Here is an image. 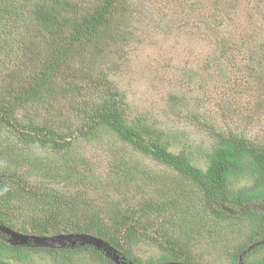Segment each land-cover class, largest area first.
Masks as SVG:
<instances>
[{"label": "rangeland", "instance_id": "374dc122", "mask_svg": "<svg viewBox=\"0 0 264 264\" xmlns=\"http://www.w3.org/2000/svg\"><path fill=\"white\" fill-rule=\"evenodd\" d=\"M126 1L129 18L124 21L122 14H117L119 21L114 29L104 28L91 43L93 54H87L84 59L85 72L74 70L81 67L75 60L72 69L67 67L53 79V92L47 102L21 108L15 117L20 124H40L60 130L62 135L70 134L67 142L71 148L66 160L70 159L82 176L77 181L73 178L71 184L63 177L50 179L29 160L19 163L16 171L21 178L14 179H18L25 191L44 188L66 195L80 193L78 213H95L107 223L111 222L107 220L113 206L135 208L146 200L174 202L176 199L174 206L179 213L172 217L169 226L190 245L194 263L231 264L232 252L247 242L245 231L241 234L236 231L242 227L230 220L212 224L210 214L201 215L204 210L193 193L194 187H191L193 192L187 189L186 195H175V170L122 142L106 125L96 127L86 136L78 135L76 130L83 125V118L70 102L78 98L97 100L100 94L115 97L118 90L120 108L129 118H142L162 131L170 150L185 152L201 167L206 162L203 152L213 145L217 134L230 133L264 141V0ZM13 2L24 5L17 7L23 16L15 18L12 25L0 24V34L9 42L3 45L4 53L0 57V85L7 79L10 65L13 69L11 61L18 57L15 54H23L25 50L28 57L34 58L35 51L45 43L35 24L27 20L28 26L25 25L27 9L33 0ZM9 54L13 56L9 58ZM42 57H45L43 51ZM17 66L15 71L19 69ZM102 76L110 82L103 81ZM92 79L99 81L91 82ZM76 85L83 87L77 91L80 97L66 98L64 94L74 92ZM11 132L10 126L0 129V173L10 179L14 170L4 162V148L14 142L9 138L15 135ZM35 150L34 154L42 157L47 167L65 165L59 159L60 153L51 154L50 148ZM12 151L20 154L19 158L30 155L26 149L14 147ZM78 188H82L79 193ZM24 196L18 202L21 207L14 208L12 203L8 209L16 219L12 229L26 237L2 232L10 244L33 246L32 238L37 235L31 232L29 221L36 215L34 202L29 201V193L24 192ZM64 197L69 201V197ZM69 207L63 210L62 222L69 216L79 217L76 213L71 215ZM163 214L155 215V221L166 218ZM22 227L24 231H17ZM157 227L153 226L152 230ZM124 231L123 226L120 233ZM55 239L52 242L56 247L66 248L82 242L90 244L94 236L63 232L61 227ZM250 244L245 247L250 259L264 255V248L256 250L258 242ZM96 247L103 250V246ZM131 250L138 263L124 262L112 249L109 253L117 255L122 264H172L157 260L161 251L149 240L136 243ZM27 252L29 257L23 262L16 261L18 264H91L74 254L69 257L64 251ZM245 257L246 253L238 255L239 264H243ZM16 262L9 260L7 264Z\"/></svg>", "mask_w": 264, "mask_h": 264}, {"label": "trees", "instance_id": "16d2710c", "mask_svg": "<svg viewBox=\"0 0 264 264\" xmlns=\"http://www.w3.org/2000/svg\"><path fill=\"white\" fill-rule=\"evenodd\" d=\"M13 1L0 0V24L3 27L14 24L15 18L23 16L21 10L17 12V7L20 9L23 4H15ZM127 4L126 0H33L30 9H27L29 14L25 25L27 20L35 24V30L42 34L45 43L35 51L34 58L28 57L25 50L23 54L20 52L15 54L18 57L11 61V64L14 63L13 69L11 65L7 69L9 78L7 77L1 83L2 86L0 85V129L10 126L11 133L15 134L14 137H11L12 135L9 137L14 139V145L8 144L4 148L6 150L4 162L12 166L14 172L11 175L12 179L0 173V226L12 229L16 225V219L8 208L12 203L15 205L14 208L21 207L18 202L23 201L25 192L30 194L29 201L31 199L34 202L36 215L29 221L30 230L34 235H57L61 232V227L63 232L88 234L100 239L127 263H138L131 255V248L146 239L161 251L157 259L160 263L195 264L189 251L190 245L172 232L169 226L172 217L179 213L174 206L176 199L174 202L169 199L160 202L146 200L135 208L113 206L114 211L107 220L111 219V222L107 223L95 213H78L79 196H82L79 192L82 188L76 190L79 194L73 195L44 188L38 190L28 188L32 191L28 189L25 191L18 179H14L21 178L18 175L19 171H16L19 163L29 160L31 165L46 173L50 179L63 177L68 183L71 181V184L73 178L77 181L82 176L77 167L71 164L70 159L66 160L68 159L66 153L71 148L67 142L70 134L62 135L60 130L50 126L20 124L16 122L15 117L21 108L47 102L53 92V79L67 67L72 69L73 64L77 62L81 67L74 70L85 72L84 59L87 54H93L91 43L104 32V28L114 29L119 21V18H116L117 14H122L124 21L129 18ZM5 38L0 34V57L4 53V44L9 43ZM23 45L25 48V40ZM42 51L45 57H42ZM11 56L13 54H9V58ZM17 65L19 69L15 71ZM102 78L103 81L110 82L105 76ZM99 80L92 79L91 82ZM82 88L76 85L74 92L66 93L64 96L80 97L77 91H81ZM118 94L120 96L117 90L114 93L115 97L100 94L97 100L78 98L71 101L73 110L83 118V125L78 127L76 133L86 136L96 127L106 125L122 142L131 145L158 164L175 170L176 185L173 186L175 195L181 193L186 195L187 189L193 192L191 187H194L193 193L197 194L195 197L204 210L202 216L207 217L210 214L213 218L212 224L233 221L242 227L241 230L236 228L237 233L245 231L247 242L238 245L232 252L231 264H239L238 255L241 253H246L243 264H264V255L250 259L245 248L254 242L259 243L256 250L264 248V141L230 133L217 134L213 145L208 151L203 152L206 162L201 167L185 152L176 153L170 150L168 148L170 143L162 131L154 129L142 118H129L120 108ZM14 147L21 148L22 151L26 149L30 155L28 158L25 156L19 158L20 154L12 151ZM35 148H50V153L56 156L60 153L59 159L64 160L65 165L54 169L47 167L43 158L34 154ZM64 196L69 197V201H66ZM180 205L179 201L178 207ZM68 206L71 215L76 213L79 217L69 216L70 221L67 218L62 222L63 210ZM183 211L184 209L180 213ZM161 212L166 218L155 221L154 216H160ZM60 223H63V226ZM155 225L158 227L152 230ZM123 226L125 231L121 234ZM193 226L194 224L190 225V228L193 229ZM24 230L22 227L17 231ZM6 237L7 235L0 230V264H7L9 260L23 262L29 257L30 252L27 251L31 250L48 253L64 251L69 257L74 254V257L80 256L91 264H122L114 262L103 250L88 244H75L66 248L23 246L8 243Z\"/></svg>", "mask_w": 264, "mask_h": 264}, {"label": "water", "instance_id": "95a60500", "mask_svg": "<svg viewBox=\"0 0 264 264\" xmlns=\"http://www.w3.org/2000/svg\"><path fill=\"white\" fill-rule=\"evenodd\" d=\"M0 230L8 233L9 235L15 236V237H20V236L26 237L24 234H20L19 232H16V231H14L10 228H7V227L5 228V227L0 226ZM57 236H58V234H57ZM57 236H55V235H53L51 237H49V236H33V238H32L33 239V241H32L33 246L56 247L58 245L53 243L52 241H55L56 240L55 238H57ZM89 236L91 237V235H89ZM92 243L95 245V247L96 246H103V251H105V253L114 262L119 263L117 255H115V254L111 255V253H109L111 248L109 246H107L105 243H103L100 239L94 237V240L92 242H90V244H88V245L94 246ZM13 244H16V243H13ZM83 244H87V243L82 242L81 245H83ZM97 248H99V247H97Z\"/></svg>", "mask_w": 264, "mask_h": 264}, {"label": "clouds", "instance_id": "9594fccd", "mask_svg": "<svg viewBox=\"0 0 264 264\" xmlns=\"http://www.w3.org/2000/svg\"><path fill=\"white\" fill-rule=\"evenodd\" d=\"M104 243V242H103ZM108 246V245H107ZM100 249V248H99Z\"/></svg>", "mask_w": 264, "mask_h": 264}]
</instances>
